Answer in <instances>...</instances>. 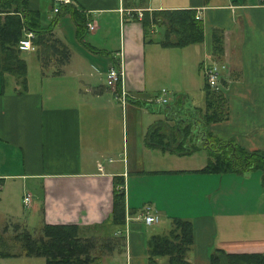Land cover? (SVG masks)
Segmentation results:
<instances>
[{"label":"crops","instance_id":"obj_1","mask_svg":"<svg viewBox=\"0 0 264 264\" xmlns=\"http://www.w3.org/2000/svg\"><path fill=\"white\" fill-rule=\"evenodd\" d=\"M56 3L26 0L38 24L50 30L43 42L22 50L23 75L0 71V232L9 224L28 227L30 215L39 227L75 223L89 230L109 219L120 183L125 223L117 235L124 245L91 264H148L147 239L167 231L173 217L192 222L191 264H210L216 248L264 253V171L201 170L210 156L206 147H192L201 138L191 120L209 107L202 61L215 60L224 64L227 116L205 128L264 151V0H70L54 11ZM180 8L195 9L203 40L163 45L156 25L145 33L144 11ZM73 10L86 22L93 18L95 27L79 36ZM215 30L222 38L219 55ZM119 63L121 82L108 85V68ZM172 66L177 73H170ZM122 87L126 103L117 97ZM163 87L170 109L131 100L151 103ZM157 121L164 140L191 150L150 145L147 133ZM201 151L204 158L195 155ZM170 153L189 164L164 166L160 161ZM146 203L159 217L150 229L140 214Z\"/></svg>","mask_w":264,"mask_h":264},{"label":"trees","instance_id":"obj_2","mask_svg":"<svg viewBox=\"0 0 264 264\" xmlns=\"http://www.w3.org/2000/svg\"><path fill=\"white\" fill-rule=\"evenodd\" d=\"M0 11L5 12L3 17L0 16V71L1 73L13 72L21 76L24 74L25 62L20 55L22 50L18 48V42L24 35V28L33 31L34 36L37 35L32 38V43L37 45L40 41H44L42 36L45 31L50 30V27L44 28L38 24L37 19L28 11L26 0H0ZM72 15L77 23L79 36H82L86 29V19L83 14L74 10ZM140 20L147 34L153 25H159L162 28L160 42L163 45H183L203 40V23L201 19L196 18V11L192 8L144 11ZM221 39V35L215 30L212 40L213 52L216 55L221 52ZM206 86L209 107L205 112H198L197 116L191 118L196 124L195 134L200 136L201 146L206 147L211 155L201 170L219 173L236 170L242 172L250 169L264 171L263 150H246L234 141L222 140L205 128L210 122L224 119L227 116V110L224 107L225 96L222 91H213L207 83ZM131 100L139 105H155L154 102L147 103L140 99ZM164 104L166 103L155 106L161 109ZM160 127H162L161 122L157 121L149 128L147 139L152 143L147 142L163 148L171 147L168 143L173 141L164 140V134L158 131ZM190 131L191 128L186 126L184 134L187 136ZM154 135H157L159 139L155 140ZM184 146V142L181 141L174 147L178 148L177 152L191 150ZM118 184L120 183L115 184L109 219L92 225L101 231L100 252L102 254L92 252L96 245L95 233H88L87 229L75 223H43L39 234L33 235L27 229L16 233L13 238L20 242L21 252L28 256L43 257L44 264H91L98 262L105 254L109 255L113 251L120 252L124 245L123 236L115 235L114 232L121 229L125 223V194L123 189L117 187ZM192 241L191 220L173 217L167 231L153 233L147 239L148 264H191L187 259V252ZM19 253L0 249V256H17ZM161 256H166L167 261L160 262L157 258ZM210 264H264V253H228L216 248L210 254Z\"/></svg>","mask_w":264,"mask_h":264},{"label":"built area","instance_id":"obj_3","mask_svg":"<svg viewBox=\"0 0 264 264\" xmlns=\"http://www.w3.org/2000/svg\"><path fill=\"white\" fill-rule=\"evenodd\" d=\"M57 3L53 7L54 11H58V3L61 2H68L70 0H55ZM141 15V13H139ZM197 18H199V15H196ZM86 27L88 30H92L95 27V20L93 18H90L86 22ZM34 37L33 31L29 29H24V35L19 39L18 42V48L20 50H29L33 48L32 44V38ZM224 68V64L218 63L215 60L205 58L202 61V72L205 77V81L215 92H220L222 90L221 87V78H222V70ZM122 69L121 65L119 64H112L107 71L106 74V81L108 85H116L117 83L121 82L122 79ZM117 97L121 100L122 103H126L127 101V95L123 87L117 92ZM154 103L163 104L167 103L169 101V96L167 95V89L162 88L161 94L159 96H156L154 99H152ZM119 188L125 187L123 184L118 186ZM22 202L25 206H30L31 203V194L29 192H25L22 197ZM142 218L146 224H154L159 221V217L156 213L153 212V208L150 204L146 203L141 208ZM125 232V228H124ZM122 230L117 229L114 234H121Z\"/></svg>","mask_w":264,"mask_h":264},{"label":"rangeland","instance_id":"obj_4","mask_svg":"<svg viewBox=\"0 0 264 264\" xmlns=\"http://www.w3.org/2000/svg\"><path fill=\"white\" fill-rule=\"evenodd\" d=\"M157 29H158V32L160 33V35H162L163 31H162V28L157 25ZM177 64L175 63L174 66H176ZM174 66L170 67V73H172L173 71L177 73V68H175ZM168 72V71H167ZM177 75H172V77H176ZM165 86L167 87H170L168 81L167 83L165 84ZM171 99V98H170ZM155 105H158V103H155ZM162 125V124H161ZM163 127V126H162ZM162 127L159 128V133L163 134L162 132ZM155 136V140H158V136L157 135H154ZM192 143H193V140H192ZM170 146L174 147L175 146V143H168ZM168 146V145H167ZM169 147V146H168ZM192 147H196L195 150H197V147H201L202 146L200 145H193ZM176 155L170 153L169 156H167L165 159L167 160H163L160 161L164 166H172V167H180V166H184L185 162L183 161H187L186 163H188L189 160H182L181 157L178 158V155L177 153H175ZM206 152L204 151H201V152H197L195 155L196 156H201V158H204ZM166 155V154H165ZM207 155V154H206ZM211 156L210 154L208 155V157ZM189 164V163H188ZM186 166V165H185ZM264 186V183L262 184ZM239 185H235V187L237 188H240L238 187ZM33 216L30 215V218H29V221H28V227H25V225L23 224H9L7 226H5V230L3 232H0L3 233L2 236H3V240L1 239V236H0V249H4V250H10V251H14V252H20L19 255L20 256H11V257H0V264H44V258L41 257V256H28V255H25L23 254L21 251V246H20V242L18 240H15L13 237L16 233H19L20 231L24 230V229H27L29 230L33 235L35 234H39L40 233V227L37 223V220L35 218H32ZM159 222V221H158ZM155 224V223H154ZM154 224H151L149 226V229L151 227H155ZM2 227V224H0V229ZM1 231V230H0ZM89 233H95V236L96 237V245H95V248L92 250L93 253H99V254H102L101 251V245H102V240H101V231L99 228L97 227H90V229L88 230ZM104 252V251H103ZM103 256V255H101ZM104 257V256H103ZM102 257V258H103Z\"/></svg>","mask_w":264,"mask_h":264},{"label":"water","instance_id":"obj_5","mask_svg":"<svg viewBox=\"0 0 264 264\" xmlns=\"http://www.w3.org/2000/svg\"><path fill=\"white\" fill-rule=\"evenodd\" d=\"M162 106L165 107V108H168V109L171 108V105H169V104H164V105H162Z\"/></svg>","mask_w":264,"mask_h":264}]
</instances>
